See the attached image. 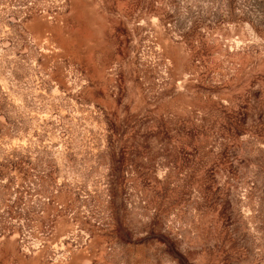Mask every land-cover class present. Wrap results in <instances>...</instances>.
Returning <instances> with one entry per match:
<instances>
[{"label": "rangeland", "instance_id": "374dc122", "mask_svg": "<svg viewBox=\"0 0 264 264\" xmlns=\"http://www.w3.org/2000/svg\"><path fill=\"white\" fill-rule=\"evenodd\" d=\"M0 264H264V0H0Z\"/></svg>", "mask_w": 264, "mask_h": 264}]
</instances>
